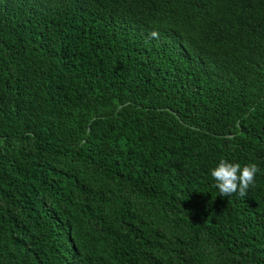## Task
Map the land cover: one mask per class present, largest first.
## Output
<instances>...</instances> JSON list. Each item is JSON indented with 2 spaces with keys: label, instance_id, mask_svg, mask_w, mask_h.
<instances>
[{
  "label": "trees",
  "instance_id": "1",
  "mask_svg": "<svg viewBox=\"0 0 264 264\" xmlns=\"http://www.w3.org/2000/svg\"><path fill=\"white\" fill-rule=\"evenodd\" d=\"M0 264H264V0H0Z\"/></svg>",
  "mask_w": 264,
  "mask_h": 264
}]
</instances>
